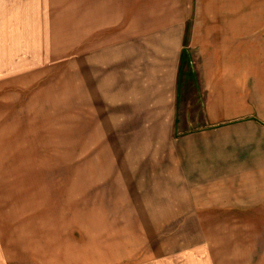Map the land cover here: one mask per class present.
Returning <instances> with one entry per match:
<instances>
[{
  "label": "rangeland",
  "instance_id": "374dc122",
  "mask_svg": "<svg viewBox=\"0 0 264 264\" xmlns=\"http://www.w3.org/2000/svg\"><path fill=\"white\" fill-rule=\"evenodd\" d=\"M215 1L0 0V264H218V223L161 221L173 213L159 197L148 211L154 192L136 190L140 165L127 153L118 158L133 147L111 142L99 125L119 108L102 92L105 72L95 76L92 66L88 76L86 61L73 68L88 26L109 22L110 39L118 20L176 18L186 19L180 87L194 91L184 82L188 74L197 80L194 66L215 22L239 34L240 65L261 68L264 0ZM175 6L182 15L172 14ZM254 28L253 42L242 41ZM101 39L91 35V52ZM249 226L226 224L235 235L255 233ZM235 258L226 255L225 264H264L262 254Z\"/></svg>",
  "mask_w": 264,
  "mask_h": 264
},
{
  "label": "crops",
  "instance_id": "0c3cea01",
  "mask_svg": "<svg viewBox=\"0 0 264 264\" xmlns=\"http://www.w3.org/2000/svg\"><path fill=\"white\" fill-rule=\"evenodd\" d=\"M170 11L183 14L180 6ZM107 16L101 15L99 22ZM215 23L194 66L197 80L185 75L184 83L192 82L194 91L190 84H178L185 48L183 18L143 26L118 20V32L110 39L109 22L95 30L88 26L86 47L75 54L73 68L75 72L77 62L76 71L80 64L82 71L86 61L88 76L92 66L95 76L98 70L105 72L100 77L109 86L102 92L119 108L99 125L111 142L133 147L119 152L118 158L127 153L126 159L140 165L134 166L136 190L154 192L146 198L148 211L157 209L154 199L159 197L173 213L165 210L163 216L170 218L161 221L179 222L184 217L183 221L218 223V264H225L226 255L230 263L235 256L239 261L240 254L264 256V54L261 68L240 65L239 34L229 24ZM256 29L247 30L252 32L242 41L252 43ZM92 34L102 39L91 52ZM190 113L195 114L193 122ZM141 159L156 167L143 166ZM226 224H248L255 233L235 235L239 231L229 232Z\"/></svg>",
  "mask_w": 264,
  "mask_h": 264
}]
</instances>
